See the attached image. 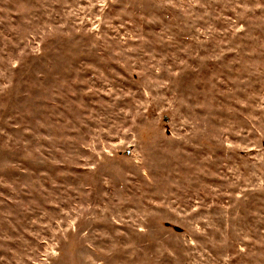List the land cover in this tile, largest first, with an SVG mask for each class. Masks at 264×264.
<instances>
[{
  "label": "rangeland",
  "instance_id": "374dc122",
  "mask_svg": "<svg viewBox=\"0 0 264 264\" xmlns=\"http://www.w3.org/2000/svg\"><path fill=\"white\" fill-rule=\"evenodd\" d=\"M0 264H264V0H0Z\"/></svg>",
  "mask_w": 264,
  "mask_h": 264
}]
</instances>
